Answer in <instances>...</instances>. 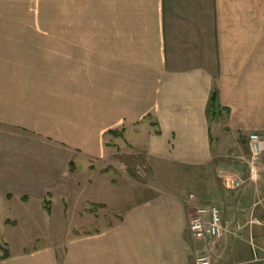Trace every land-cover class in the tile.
<instances>
[{
  "label": "crops",
  "instance_id": "crops-1",
  "mask_svg": "<svg viewBox=\"0 0 264 264\" xmlns=\"http://www.w3.org/2000/svg\"><path fill=\"white\" fill-rule=\"evenodd\" d=\"M223 132L264 135V0H0V243L9 251L0 264L249 260L230 234L192 236L189 192L138 199L106 179L122 142L168 169L213 171ZM259 167L264 197V158ZM77 173L85 179L71 181ZM61 189L63 221L74 213L102 224L39 241V230L55 235L43 204ZM36 198L47 216L33 211ZM244 204L233 216L244 220ZM92 205L109 208L102 218ZM19 235L37 239L15 244Z\"/></svg>",
  "mask_w": 264,
  "mask_h": 264
},
{
  "label": "rangeland",
  "instance_id": "rangeland-1",
  "mask_svg": "<svg viewBox=\"0 0 264 264\" xmlns=\"http://www.w3.org/2000/svg\"><path fill=\"white\" fill-rule=\"evenodd\" d=\"M223 131H226L225 127H223ZM224 132L222 133V136L218 135V139L216 138L214 140V143L217 148L215 149L216 156L214 157L213 161V171L211 170L205 173L199 170H190L188 173H186L182 172L183 170L177 169L175 167L168 169L166 167V165L168 164H165L164 162L162 163H164L165 165H161L158 162L155 163L145 155L144 150L135 148L133 149V147L128 146L126 142H122V145L120 147L118 146V154L116 155V157L113 158L114 160L112 161V164L114 165V170L117 171V173H109L106 179H108L110 182L118 184L119 186L121 184L123 188L122 190H126L125 188H127L129 193H134L136 196H138V199L140 195L144 192L146 194L150 192L151 195L153 194L152 192H157L159 190L180 193L189 192V194H191L190 197L192 199L193 197H195V204L192 205L193 208L191 210V214H195V212H197L199 209L207 208L211 205H220L224 209V221L228 224L229 230L233 229L237 222L242 218L239 216H233L232 211H234V205L238 201L244 199L245 204L243 208L247 213V215L244 217V220L246 221L247 219H249L252 212H254V214L258 218H260L263 224L254 226L253 232H250V228L246 227V229H244L238 235H231L230 233H228V235L230 234L229 236L233 237V240H238V242L245 244L248 249H251L250 243L248 241L251 237V233H253L256 244L259 245L262 248V252H264V207H261V205L256 206L257 202H261V204H264V197H260V195L257 194L255 186L258 183H256V179L252 180L249 177L250 167L248 161L250 160L251 154L249 149L248 137L250 134L249 132H247L242 135L243 138L237 139L235 137H232L231 135H226L225 137ZM2 158L3 162L6 164V160H8L9 158ZM74 161L79 167H81V162L79 161V159H74ZM259 166L260 163L257 166V170ZM182 177H184L186 181L183 180ZM231 177H242L247 181L243 185V187L239 189H232L228 184V178ZM70 178L71 181L84 180L85 176H83L81 173H77L71 175ZM89 178L90 177L86 175V179ZM65 188L67 187L65 186ZM103 188L102 196L104 197L106 194L109 195L110 191L107 193V187ZM67 190L68 189H65V192L64 189L53 190L54 195L50 198H45L43 205L46 211V206H49L48 201L51 200L52 202L51 210L49 213H51L53 208V218L56 222V228L55 235L51 234L49 237H47V235L45 236V234L40 233L39 230V241H45V243H47L48 240L52 241L60 239L58 238V236L65 238V235L69 233L72 227L81 228L92 226L93 228H97L100 224H102L100 223V221H95L87 217L82 218L80 215L76 216L74 213H71V215L69 213L68 220L63 221V207L65 201L68 203L69 196V191L66 192ZM63 192L64 194L61 195ZM87 195L92 196L93 194L91 195V192L89 191L88 193H86V196ZM64 199L66 200L64 201ZM33 202V211H35V209H38V215L46 214L47 216L46 211L42 210L41 200L36 198ZM71 203L72 208H70L73 212L75 210L78 211L80 210V208H82V204L77 203V199H72ZM66 207L68 208V206ZM90 207H93L94 211H99L102 218L103 214H105L106 208H109L106 205L102 206L103 208L101 206L93 205ZM111 207L112 211L116 210V206ZM108 212L109 214L111 213L110 210ZM99 217L100 216H97V218ZM42 219L43 221L41 219L38 221L40 229H42L43 225L48 224V220L46 219L45 221V217ZM106 220L110 221V218L108 217ZM54 221H52V223ZM43 227L45 228V226ZM31 234H33V232ZM28 237L30 236H27V238H24L20 235L18 237H14L16 239L15 244H20L23 241H26L28 245H33L37 238ZM1 239H6V237L4 238L3 236H1ZM2 245H5L8 250V245Z\"/></svg>",
  "mask_w": 264,
  "mask_h": 264
},
{
  "label": "built area",
  "instance_id": "built-area-1",
  "mask_svg": "<svg viewBox=\"0 0 264 264\" xmlns=\"http://www.w3.org/2000/svg\"><path fill=\"white\" fill-rule=\"evenodd\" d=\"M250 160L248 161L250 167V179L255 180L258 176L257 166L262 161L264 156V135L260 133H252L248 137ZM249 180V179H248ZM228 184L232 189H239L246 183V179L242 177L228 178ZM257 205H261V202H257ZM263 222L258 218L254 212H252L249 219L239 220L233 229L229 230L228 224L224 221L221 209L218 205H211L207 208L199 209L195 214H191L189 220V231L196 239L203 240L206 238L220 239L226 234H239L246 227L250 228V232H253V228L256 225H262ZM252 250V257L242 263L235 264H264V252L262 248L258 246L254 240L253 233L248 241ZM197 264H212V260L209 255L200 254L196 259Z\"/></svg>",
  "mask_w": 264,
  "mask_h": 264
},
{
  "label": "trees",
  "instance_id": "trees-1",
  "mask_svg": "<svg viewBox=\"0 0 264 264\" xmlns=\"http://www.w3.org/2000/svg\"><path fill=\"white\" fill-rule=\"evenodd\" d=\"M216 97H217V92L216 91H214V93H213V95H212V98H211V106H212V108H214L215 107V102H216ZM213 111V110H212ZM111 134H116V132H110ZM73 170V169H72ZM48 203H49V206H46V209H47V211L48 212H50V210H51V202H49L48 201ZM0 250L3 252V254H2V256H1V258L2 259H4V258H6V257H8V255H9V251L7 250V248H6V246L5 245H2V244H0Z\"/></svg>",
  "mask_w": 264,
  "mask_h": 264
}]
</instances>
